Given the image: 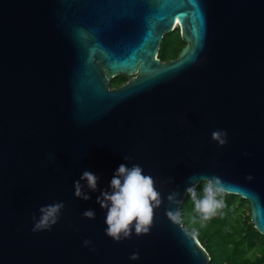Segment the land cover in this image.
<instances>
[{"label":"water","instance_id":"water-1","mask_svg":"<svg viewBox=\"0 0 264 264\" xmlns=\"http://www.w3.org/2000/svg\"><path fill=\"white\" fill-rule=\"evenodd\" d=\"M177 26L187 45L162 61ZM121 163L154 177L161 204L148 234L117 242L96 197ZM85 169L101 178L89 200L74 195ZM213 174L264 234V0H0V264H209L168 211ZM58 200L57 224L33 232Z\"/></svg>","mask_w":264,"mask_h":264},{"label":"clouds","instance_id":"clouds-1","mask_svg":"<svg viewBox=\"0 0 264 264\" xmlns=\"http://www.w3.org/2000/svg\"><path fill=\"white\" fill-rule=\"evenodd\" d=\"M226 129L217 128L212 133V139L223 146L228 142ZM247 154V153H246ZM49 158H54L49 154ZM128 156L125 161L130 160ZM249 179L252 177L249 176ZM100 176L95 172L85 169L80 178L74 181V195L83 200L91 199L90 191H97ZM173 179V178H170ZM184 193L190 196L194 204L195 216L193 220L205 224L224 208V196L228 192V186L216 175L202 176L199 179L192 177ZM198 188L200 191H198ZM180 193L170 192L167 199L174 205L180 203ZM97 203L106 210L104 229L106 235L119 242L130 239L136 235L148 234L151 230L154 217V209L161 204V193L156 187L155 179L151 174L145 173L139 163H121L114 169L113 175L108 181V186L99 191L96 197ZM65 208L63 200L41 205L39 215H33V232L51 230L60 220ZM83 215L94 219L96 212L92 208L84 210ZM168 216L176 221L181 217L180 209L173 208L168 211ZM90 239L83 241L84 246L91 244ZM130 259H139V252L131 254Z\"/></svg>","mask_w":264,"mask_h":264},{"label":"trees","instance_id":"trees-1","mask_svg":"<svg viewBox=\"0 0 264 264\" xmlns=\"http://www.w3.org/2000/svg\"><path fill=\"white\" fill-rule=\"evenodd\" d=\"M170 45L174 47L168 54L166 50ZM186 45L177 26L164 35L158 55L163 60L175 59ZM119 81L112 80L111 85L115 87ZM224 200V208L210 221L201 224L193 220L196 215L194 204L187 195L181 207V220L209 252V264H264V234L255 227L251 209H248L249 213L244 209L250 207V202L232 193H226Z\"/></svg>","mask_w":264,"mask_h":264},{"label":"flooded vegetation","instance_id":"flooded-vegetation-1","mask_svg":"<svg viewBox=\"0 0 264 264\" xmlns=\"http://www.w3.org/2000/svg\"><path fill=\"white\" fill-rule=\"evenodd\" d=\"M162 61H169V60H163L161 59ZM115 79H119L120 81L118 82V84H115V87H120L122 85H124L125 83H127L130 79H131V76H125V75H116L114 76L112 80H115Z\"/></svg>","mask_w":264,"mask_h":264},{"label":"rangeland","instance_id":"rangeland-1","mask_svg":"<svg viewBox=\"0 0 264 264\" xmlns=\"http://www.w3.org/2000/svg\"><path fill=\"white\" fill-rule=\"evenodd\" d=\"M169 37H170V36H169ZM173 47H174V46L170 45V46L167 48L166 52H167L168 54H171ZM249 208L251 209V207H249V206L244 207V209L246 210L247 213H249V210H248Z\"/></svg>","mask_w":264,"mask_h":264}]
</instances>
